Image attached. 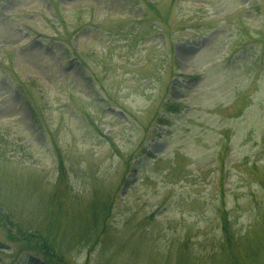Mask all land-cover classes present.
Listing matches in <instances>:
<instances>
[{
	"label": "rangeland",
	"instance_id": "rangeland-1",
	"mask_svg": "<svg viewBox=\"0 0 264 264\" xmlns=\"http://www.w3.org/2000/svg\"><path fill=\"white\" fill-rule=\"evenodd\" d=\"M0 264H264V0H0Z\"/></svg>",
	"mask_w": 264,
	"mask_h": 264
}]
</instances>
